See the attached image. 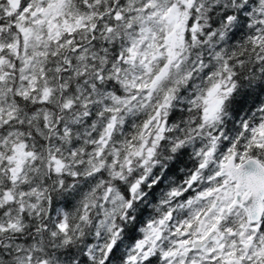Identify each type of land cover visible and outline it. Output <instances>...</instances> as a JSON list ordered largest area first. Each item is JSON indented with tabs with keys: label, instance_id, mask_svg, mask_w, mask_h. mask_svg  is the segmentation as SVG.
Segmentation results:
<instances>
[{
	"label": "snow or ice",
	"instance_id": "6c2138e0",
	"mask_svg": "<svg viewBox=\"0 0 264 264\" xmlns=\"http://www.w3.org/2000/svg\"><path fill=\"white\" fill-rule=\"evenodd\" d=\"M0 264H264V0H0Z\"/></svg>",
	"mask_w": 264,
	"mask_h": 264
}]
</instances>
